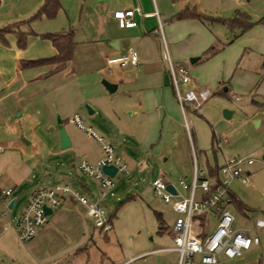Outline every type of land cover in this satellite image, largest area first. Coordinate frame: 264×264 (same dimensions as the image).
<instances>
[{
  "label": "crops",
  "instance_id": "1",
  "mask_svg": "<svg viewBox=\"0 0 264 264\" xmlns=\"http://www.w3.org/2000/svg\"><path fill=\"white\" fill-rule=\"evenodd\" d=\"M43 1L0 0V29L28 19ZM57 2L59 9L52 19L41 17L16 27L21 31L29 32L26 34L24 47L20 48L16 44L15 28L4 32L3 40H0V141L3 146L0 151V186L12 189L10 195V199L13 200L12 207L17 196L25 197V203L30 193L37 188L28 185L30 177L35 172L37 163L35 156L43 149L54 152L59 148L58 135L56 131L53 132L52 115H63L64 118L60 119V122L69 136V147L73 148L74 152H79L81 157H85L91 163L100 157V151L93 154L71 137L75 130L73 115H78L80 120L92 124L93 128L96 127L92 118L81 110L84 102L90 105L91 114L100 112L105 107L110 111L111 116H115L118 110L124 109L126 111L124 114L128 117L125 121L127 125L125 129L127 128L131 136L136 131L141 132V148L147 152L158 154L164 141L171 140L169 150L162 154L163 160L169 159L171 168L177 172L179 179L188 181L192 169L191 146L196 165L200 166L196 158L193 130L188 125V136L184 123L180 122L178 117L179 105L166 71V56L175 65L181 64L177 62L178 58L188 56L189 61L190 58L196 57L194 61H189L190 64H194L203 57L197 54L198 51L207 43L213 42L215 38L203 33V44L198 49H194L187 44L188 42L180 43L174 28L175 24H180L183 19L173 20L171 17L181 10L188 9L183 8L184 2L176 3V8L168 13H161V4L156 0H57ZM117 10H133L131 19L135 25L128 28L119 27L112 18V13ZM68 29L72 32L75 44L72 57L62 70L47 75L53 67L49 63L36 66L20 65L27 60L53 55L55 52L53 46L41 35L63 33ZM194 29L196 32L201 30L197 27ZM130 48L136 56V64L119 65L107 62V59L125 57ZM99 80L113 83L114 90L107 92ZM217 83L224 90L222 92L219 88L218 92L224 94L228 89L227 84L223 80ZM180 87L183 91L202 88L192 79L190 83ZM51 94L55 100L53 104L50 102L45 105L44 123L37 117L33 120V115L26 111L28 105L34 98ZM185 109L189 118H193L191 114L195 110L188 105L184 107ZM36 112L39 114V111ZM183 115L185 117V112ZM25 130H28L31 138L25 137ZM85 136L89 137L86 133ZM224 136L226 142L220 145L228 143V137ZM212 138L214 140L213 136ZM107 143L110 144L109 141ZM262 158L264 159V156ZM225 159L223 157L216 162L213 157L212 163L206 161L205 168H200L207 174L208 166L219 165ZM126 161L131 167L135 166V160L126 157ZM253 164L254 161L246 166V170L252 174L250 183L234 181L229 184L231 192L239 199L236 192L239 185H252L264 195V162L261 163V167L252 168ZM69 166L72 164L69 163ZM44 169L48 168L44 167ZM219 176L217 172V177ZM254 176L256 180L253 179ZM69 178L75 184L70 182L67 184L72 189L88 198L96 194L98 188L92 179L87 177L86 181L78 175ZM164 180L176 189L173 183ZM57 184L59 183L55 185ZM244 200L241 201L247 209L245 212H240L246 215V212L252 211L253 208ZM134 201L135 197L130 195L113 209H105L111 220V230L105 233L93 226L91 218L85 215L83 205L68 196L62 197L60 204L47 216L45 223L37 228L31 239L23 243L25 250L18 254L24 257L23 262L16 258L11 246L16 232L11 225L14 223L10 218L4 219L0 215V226H6L0 234L2 255L0 260L2 262L5 257L13 264H133L135 262L144 264L147 256L166 252L161 250L167 246L161 245L162 239L159 234L166 230L167 233L171 231L163 222L164 229L160 233L157 232L158 224L155 218L157 211L152 208L149 210L152 211V218L156 223L155 233L158 234L155 241L145 244L139 224L129 225L131 230L137 229L135 240L129 243L124 241L122 228L128 226L129 219L120 209L124 204L127 209ZM229 205L234 206L231 203ZM258 210L264 214V205ZM254 228L262 227H256L254 223ZM260 246L261 240L242 256L250 254Z\"/></svg>",
  "mask_w": 264,
  "mask_h": 264
},
{
  "label": "rangeland",
  "instance_id": "2",
  "mask_svg": "<svg viewBox=\"0 0 264 264\" xmlns=\"http://www.w3.org/2000/svg\"><path fill=\"white\" fill-rule=\"evenodd\" d=\"M156 1L161 4V13L171 12L176 8V3L184 2L183 8L198 11L211 19H234L238 14L256 22L264 17V0ZM243 22H246L245 19L239 17V23L243 24ZM179 23L175 24L174 30L177 34L176 37L182 44L188 42L187 44L193 46L194 49H198L203 44V33L215 38L213 42L207 43L198 51V55H203L198 62L190 64L188 56L177 60L181 65L187 66L191 79L197 85L210 91V95L200 104L198 110L192 112L193 118H189L187 110H184V120L193 130L198 165L205 168L206 161L212 163L213 157L218 162L223 157L228 159L234 156L245 158L250 156L254 160L252 168L259 167L264 162L262 158L264 156V23H256L244 32L239 26H229L226 22L217 20L183 19ZM196 27L201 30L196 32L194 29ZM210 47H212V54L205 57L204 52ZM219 80H223L228 86L224 94L218 92L219 90L224 91L221 85L219 86L217 83ZM179 89L180 92H183L182 87ZM54 100L52 94L34 98L26 111L33 115V120L38 118L44 123L45 105L50 102L53 104ZM86 106L90 107L88 103L84 102L81 105V110L92 118L96 127L93 128L92 124L80 120L82 128L91 126L89 128L99 133L104 142L109 141L115 154L119 155L121 159L123 158V162L126 163L127 173L117 172L113 176V186L103 197V206L105 209H113L121 200L133 195L135 201L131 202L127 209H125V204L120 209L124 212V216L129 219L128 226L122 228L124 241L129 243L135 240L137 229L131 230L129 225L139 224L145 244H151L158 234L155 233L156 223L152 218V211L149 209L153 208L160 212L169 231H171L175 217L170 205L162 202L158 196L153 195L150 191V181L154 177L167 179L180 191V186L177 185L179 176L171 168L169 159L163 160L164 156L162 155L169 150L171 140L164 141L158 154H153L151 151L147 152L141 148V132L136 131L131 136L127 132V128L125 129L127 126L125 121L128 120V117L124 114L126 112L124 109L121 108L115 116H111L110 111L105 107L100 112L88 114ZM223 109L231 111L228 118L223 117ZM36 110L39 111V114ZM62 116L54 114L51 118L54 124L53 132L56 131L57 135V120L64 118ZM178 117L183 123V116L179 107ZM73 125L75 130L71 137L91 153L99 152V143L90 136L87 138L85 132H82L83 129L74 123ZM42 126L45 125L42 124ZM27 131H24L25 137L29 138ZM223 135L228 137V143L220 145L218 148L216 140ZM211 136L214 137L212 143ZM125 156L136 161L134 167L130 166ZM84 158L80 156L79 152H74L71 147L58 148L54 152L43 149L34 158L37 162L35 172L30 177L28 185L37 188L53 187L56 183L69 184L70 182L75 185L69 177L76 175L87 181L88 178L82 175L77 168L78 163L86 159ZM86 161L91 163L87 159ZM69 163L72 166H69ZM44 167L48 169H44ZM253 179L256 180L255 176ZM254 188L252 185H239L238 191H236L241 200L246 199L244 201L253 208L252 211L246 212L244 215L235 206L229 205L228 209L235 217L233 227L256 233L261 240V246L250 254L233 260L218 256L217 262L214 264H264V227L254 228L257 219L264 220V214L258 210L264 205V195H261ZM24 198L22 195L17 196L12 209L7 211L6 216L2 217L4 219L10 218L12 223H15L14 219L24 210L27 201L24 203ZM213 225L214 220L212 219L210 227L212 228ZM14 234L15 237L11 244L12 250L15 251L16 258L23 262L24 257L18 254L23 252L25 247L18 240L16 232ZM159 235H161L162 246L171 245L172 231L167 233L166 230ZM175 256L176 254L171 251L154 253L147 256L144 264H174ZM3 258L4 260L2 262L0 260V264H13L8 258ZM133 264L142 263L135 262Z\"/></svg>",
  "mask_w": 264,
  "mask_h": 264
},
{
  "label": "built area",
  "instance_id": "3",
  "mask_svg": "<svg viewBox=\"0 0 264 264\" xmlns=\"http://www.w3.org/2000/svg\"><path fill=\"white\" fill-rule=\"evenodd\" d=\"M132 15L133 10H117L112 13V18L116 20L119 27L128 28L135 25L131 19ZM107 62L119 65L136 64L137 59L130 48L125 57L107 59ZM166 71L182 115L186 105L193 110H198L200 104L209 96L210 91L207 88H200L180 92V85L190 83L191 77L186 66L173 64L168 56H166ZM72 122L100 145L101 156L94 163L81 160L77 165L82 175L94 180L98 190L92 198H88L67 184L35 188L30 193L24 210L17 216L15 223L11 224L15 228L18 240L22 243L31 239L37 228L45 223L48 215L44 213L43 206L49 207L52 211L58 207L64 196L84 206L85 215L91 218L95 228L105 233L111 230V220L105 213L102 200L113 186V177L103 173L101 167L112 165L115 167V174L117 172L127 173L126 164L98 133L89 127L82 128L78 115H73ZM183 123L189 136L188 123L184 120V115ZM225 142L226 137L220 136L216 140V146L219 147ZM2 147L0 141V151ZM191 155L190 179L188 181L183 178L178 180L180 191L175 188H173V193L167 190V183L161 177H154L150 181L151 193L158 196L162 202L168 203L175 214L171 225V245L161 250L175 252V264H214L218 256L227 259L241 257L244 252L258 245L260 238L256 233L233 227L234 214L228 209L231 203V193H233L229 184L234 181L243 184L250 183L252 174L246 170V166L252 164L254 160L252 157L225 159L218 168L219 178L212 180L206 176L203 169L196 165L192 146ZM11 191L9 187L0 186L1 216H6L7 211L12 208V205L11 208L7 206ZM212 219L214 225L211 228ZM255 226L264 227V220L257 219ZM5 229L6 226H0V234Z\"/></svg>",
  "mask_w": 264,
  "mask_h": 264
},
{
  "label": "trees",
  "instance_id": "4",
  "mask_svg": "<svg viewBox=\"0 0 264 264\" xmlns=\"http://www.w3.org/2000/svg\"><path fill=\"white\" fill-rule=\"evenodd\" d=\"M59 9V4L57 0H44L43 4L37 9V11L28 19H25L21 22H17L11 26H6L0 29V40L2 39V35L4 32H8L12 30V28H15V33H16V44L18 47H24L25 45V38L26 34L29 32L21 31L19 29H16L17 26L20 24L27 23L31 20L34 19H41V17H44L46 19H52L57 10ZM239 17L242 19H245V23H239ZM173 20L177 19H197L199 21L202 20H217L220 22H226L229 24V26H239L241 27V31L244 32L248 28L252 27L256 23H264V17L262 19H259L256 22H252L251 20H248L245 16L241 15H236L234 19H211L206 16H203L196 12L195 10H188L184 9L179 12H177L175 15L171 17ZM41 37L46 38L50 41L51 45L53 46L55 52L53 55L49 57H43V58H38V59H33V60H27L22 62L20 65L21 66H36L40 64H45L49 63L53 65V67L47 72V75L54 74L60 70L63 69L65 63L71 59L72 57V51L75 42L72 39V32L70 29L66 30L63 33H57V34H52V33H45L42 34ZM212 48L207 49L204 54L205 57L209 56L211 54ZM213 138L211 139V141ZM214 154V153H213ZM220 165V164H219ZM219 165L215 164L213 167L208 166V171L206 176L209 177L212 180H215L217 177V172ZM231 204H233L239 211L245 212L247 209V206L236 196V194L231 193ZM110 219V216L107 215ZM155 218L158 224V230L157 232L160 233L164 229L163 225V220L161 218V214L159 212H155Z\"/></svg>",
  "mask_w": 264,
  "mask_h": 264
},
{
  "label": "water",
  "instance_id": "5",
  "mask_svg": "<svg viewBox=\"0 0 264 264\" xmlns=\"http://www.w3.org/2000/svg\"><path fill=\"white\" fill-rule=\"evenodd\" d=\"M196 59V57L190 58L189 61L192 62ZM101 85L103 86V88L107 91V92H112L115 88V85L113 83H110L106 80H101ZM87 112L91 113V109L89 107H87ZM231 111L227 110V109H223L222 110V114L224 118H228L230 115ZM57 124H58V138H59V148L60 149H65L68 148L70 145V141H69V136L67 135V133L64 130V127L62 125V123L60 122V120H57ZM103 173L107 174L110 177H113L115 174V167H113L112 165H104L101 167ZM167 190H169L170 192H174L173 187L170 184L166 185ZM13 203V200L10 199L8 202V208H11V205ZM43 210L44 213L46 215H49L52 211L49 207L47 206H43Z\"/></svg>",
  "mask_w": 264,
  "mask_h": 264
}]
</instances>
